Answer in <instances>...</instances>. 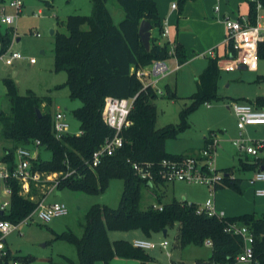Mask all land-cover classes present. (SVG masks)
<instances>
[{
	"label": "trees",
	"instance_id": "trees-1",
	"mask_svg": "<svg viewBox=\"0 0 264 264\" xmlns=\"http://www.w3.org/2000/svg\"><path fill=\"white\" fill-rule=\"evenodd\" d=\"M108 1L92 0L90 15H69V33L56 35L55 68L67 73L66 84L71 98L82 101V105L75 109L81 135L67 134L58 139L53 132L52 114L42 110L41 117L37 114L43 101L51 103L52 99L49 96H38L33 91L20 95L13 80H5L12 110L9 116L0 115V135L13 142V146L7 148L5 159L12 161L19 146L34 144L36 140H40V146L50 150L52 157L43 159L39 154L33 161L35 169L50 173L65 172L69 166L76 170L71 177L61 179V186L102 192L112 178H122L125 181L120 207L112 209L106 205L92 206L86 215L82 237L72 231L56 234L57 238L69 241L78 250L79 261L76 263L67 259L66 264H96L99 261L112 264L115 257L139 260L146 264L151 257L145 249L137 248L131 241L124 239L112 241L109 231L140 229L150 236L175 224L179 225L178 242L182 248L189 245L203 246L210 241L211 262L240 264L237 257L243 250L244 240L241 235L227 231L228 225L233 222L251 229L257 260L254 264H264L263 215L244 213L227 217L199 214L197 208L200 204L176 199L162 204V210L154 208L153 204L142 207L144 188L155 194L156 186L168 181L160 174L161 162L164 159L181 160L189 156L188 153H169L166 142L178 137L188 126L186 117L198 105L219 97L217 84L221 68L218 58H210L208 66L199 77L198 90L191 97L192 104L181 113L183 122L180 125L168 124L157 128L155 99L158 94L152 86L142 83L136 71L149 67L156 60H168L171 57H176L183 64L187 60L185 48L178 41L172 47L170 41L160 42L155 36L151 37L150 49L144 46L139 34L142 20H148L153 29H159L161 35L164 30L155 0H117L125 11V17L119 24L115 23L108 9ZM187 1L189 0H177L181 11ZM247 1L249 22L255 24L257 5L260 4L264 12V0ZM0 38L6 49L11 41L10 32H0ZM230 48L234 54L231 45ZM259 55L264 56V42L260 44ZM135 95L137 98L130 114L134 124L123 130V146L113 155L105 157L100 165L90 168L86 160L115 132L103 118L106 97L132 98ZM166 96L170 99L177 97L169 85L166 86ZM257 102L262 104L258 106L264 107V97H258ZM209 133H214V130ZM210 134L205 138L203 148L211 143ZM134 162L149 167L153 171V180L139 176L133 169ZM260 163L264 166V159L258 162L255 159L253 162L241 159L245 170H255ZM230 171V168L224 169V175L214 186L215 190L229 187L237 192L242 191V179L235 177ZM12 183L14 192L11 208L8 214L1 216L20 222L36 209L39 201L20 195L18 182ZM13 259L17 257L10 252L8 256L0 258V264H10Z\"/></svg>",
	"mask_w": 264,
	"mask_h": 264
},
{
	"label": "rangeland",
	"instance_id": "rangeland-1",
	"mask_svg": "<svg viewBox=\"0 0 264 264\" xmlns=\"http://www.w3.org/2000/svg\"><path fill=\"white\" fill-rule=\"evenodd\" d=\"M9 2L10 0H0V11L3 6H6L7 12H14V9L7 5ZM220 3L222 7L227 5L225 0ZM107 5L115 23L119 24L125 17L122 6L117 0H109ZM240 8L244 13L249 12L248 6L247 9L245 5ZM91 13L92 0H23L22 12L16 23L13 25L0 23L2 34L10 32V45L13 50L21 52L25 57L34 56L37 59L35 64H30L26 58L15 60L13 65H5L0 61V110L3 115L9 116L11 114L12 104L5 80L12 79L20 95H26L33 91L41 97L49 96L52 99L51 103H47L46 100L43 101L41 110L49 112L53 118L59 111L65 113L70 132L76 134L80 131V121L75 116V109L82 105V101L71 98L69 87L66 84L67 73L57 71L55 68V44L58 33H69L67 28L69 15H90ZM36 32H39L40 36H37ZM153 36L161 42L168 41L161 36L157 28L153 29ZM210 48H215V46L209 47L207 50ZM222 51L223 48L219 46L220 55ZM201 53L204 52L197 50L193 54L197 56L194 58L188 56L187 59H190L188 64L183 65L177 72L158 84V88H164V93L158 94L157 99H155L157 128H162L168 124L180 125L183 122L181 113L192 104L191 97L198 90L199 77L210 60L209 57H205ZM199 54L201 55L199 56ZM170 64L171 62H169ZM224 65L226 64L224 63ZM15 71L17 74L14 76ZM167 85L173 87V91L177 95L175 99L166 96ZM217 86L219 97L201 103L186 117L188 126L178 137L168 139L167 150L174 154L185 150L191 152L194 148L196 152L188 154L198 158L201 150L199 152L197 150L205 144V138L210 134L209 132L214 130V133L210 135H215L219 139L220 145L214 158L213 167L223 171L230 168V172L235 177L242 179V191L237 192L225 187L215 190L214 195H211L212 188L206 183L168 180L164 186H157L158 192L155 195L150 194L149 190L144 188L143 208L150 206L155 201L169 202L175 192L176 197L186 196L197 204L205 203L212 196L215 201L226 205L227 214L256 212V214L264 216V197H258L255 194V189L264 184H251L249 178L254 174V170H245L242 167L241 159L253 162L254 156L240 154L234 146L233 141L239 137L240 130L237 126V118L230 109V104L233 101H245L247 98L256 96L264 97V56L259 58V69L255 72L239 67L234 70L221 68ZM1 130L0 121V133ZM263 132L264 126H259L257 130L249 129L248 135L260 137ZM12 146L11 140L0 135V158L6 154L7 148ZM30 147L35 148L33 143L30 144ZM38 150L43 159L52 157V152L45 147H39ZM58 175L60 177V174ZM0 185L3 187L2 183ZM124 190L125 181L122 178L110 179L102 192L76 190L68 185L61 186L60 183L53 181H49L45 185L33 186L27 198L33 201L46 199L47 203L62 202L66 205L68 212L50 222H43L35 215L33 221L22 223L18 230L8 234L6 237L7 245L10 252L18 259H13L10 264H66L67 259L77 263L79 254L76 246L67 240L57 238L56 234L72 231L77 236L82 237L86 215L90 208L99 204L118 209L122 203ZM58 191L61 194H58ZM5 199L8 198L0 196V202ZM134 230H129L130 232L111 230L110 237L112 240L121 238L131 242L141 238L157 243L165 239L162 232L154 235L152 233L150 236L144 237L139 233L140 229L138 232ZM178 233L179 225L175 224L169 229L166 237L171 244L169 250L172 258H169L166 250L161 252L160 248L157 247L151 249L156 254V262L151 264H197L200 259H206L210 264H215L210 261L212 256L210 244L189 245L182 248L178 242ZM148 237L152 238L148 239ZM98 264L105 263L101 261ZM112 264H142V262L117 257L112 261Z\"/></svg>",
	"mask_w": 264,
	"mask_h": 264
},
{
	"label": "built area",
	"instance_id": "built-area-1",
	"mask_svg": "<svg viewBox=\"0 0 264 264\" xmlns=\"http://www.w3.org/2000/svg\"><path fill=\"white\" fill-rule=\"evenodd\" d=\"M7 5L14 9V12H7L6 6H3L0 11V23L6 25H13L16 23L22 12L23 0H10ZM172 8H177V3L172 4ZM216 11L220 10L217 5ZM258 16L255 24L249 22L248 15H238L237 17H225L224 23L226 27V41L231 45L234 54L231 62L226 66L228 70H234L238 66H244L249 70H257L259 66V48L260 44L264 42V14L261 13L262 6L257 5ZM41 14V11H39ZM169 30L164 27L163 36H168ZM40 36L39 32H36ZM209 55H213V51H208ZM28 59L30 64L37 62L36 57H25L21 52L13 50L11 45L4 49L3 41L0 38V61L5 65H13L15 60ZM150 69L140 68L136 71L138 78L145 86H152L157 94H163L164 91L158 88V83L161 79L167 76L169 67L166 60H156L149 66ZM150 76H154L153 80H148ZM137 95L132 98H119L108 96L105 99L103 108V118L108 126L114 129V135L107 137L105 141L94 150L92 156L86 160V164L90 168H95L101 164L102 160L113 155L124 144L122 135L123 130L131 127L134 121L131 119V109ZM230 109L234 112L237 118V126L240 130L239 137L233 141L234 146L240 154H248L254 156L256 162L264 159V134L260 137H251L248 135V130L253 127L264 126V107L258 106L255 102L250 101H233L230 104ZM53 132L58 139L64 138L67 134H74L70 132L69 123L66 120L65 113L59 111L53 118ZM80 130L76 135H81ZM211 143L201 149L200 155L186 156L181 160L164 159L161 162L162 169L160 174L169 181L181 180L189 183H206L212 188L214 195V186L217 181L224 175L222 170L213 167L214 158L216 156L219 139L213 135L211 136ZM41 141L36 140L35 148L30 145L19 146L14 152L13 160H7L2 156L0 158V196L8 199L0 202V211L2 214H8L11 208L12 195L14 192L13 181H17L19 185V194L27 197L33 186L45 185L49 181L60 182L62 178H68L74 175L75 169H68L65 172H46L34 168L33 161L39 156L38 148L41 147ZM261 163L258 168L254 170V174L249 178L251 184H264V169ZM133 169L143 179L153 180V171L138 162L133 163ZM60 174V177L59 175ZM255 194L258 197H264V185L258 186L255 189ZM154 208L162 210V205L153 204ZM68 209L62 202L47 203L46 199L38 202L36 209L30 213L26 218L20 222H13L9 219L3 218L0 214V258L9 255L10 249L6 242V237L11 232L18 230L22 223L33 221L34 216L37 215L43 222H50L54 218L67 214ZM197 213H206L208 215L224 216L223 212H217L215 209L214 199L209 198L204 204H200L197 208ZM227 231L236 235H241L244 240V247L242 252L237 257V262L240 264H254L256 260L254 249V236L251 229L238 222L230 223ZM212 245L210 241L206 242ZM133 246L145 250L156 248L157 246L167 251L170 256L171 252L168 250L170 242L164 239L157 243L147 239H135L132 242Z\"/></svg>",
	"mask_w": 264,
	"mask_h": 264
},
{
	"label": "crops",
	"instance_id": "crops-1",
	"mask_svg": "<svg viewBox=\"0 0 264 264\" xmlns=\"http://www.w3.org/2000/svg\"><path fill=\"white\" fill-rule=\"evenodd\" d=\"M155 1L157 4V7H158V11H159V15H160L162 24L164 27H167L169 30L168 36H166V37L163 35H161V36L166 38L168 41H170L172 44V47L174 46L176 41L180 42L185 48L187 58H188V56H191V58H194L195 56H197V55H193L195 53V51H197V50L203 51L204 53H201L203 56L209 57V58H218L219 59L218 64H219L220 68L226 69V66L231 62V59L233 57V52L230 48V45L226 41V27H225V23H224V18L227 16L234 18V17H237L238 15H246L247 16L248 13H246V12L244 13L240 10L241 9L240 7L242 5H245L246 9L248 6V10H249V3L247 0H228V2H226V0H225L227 5H224L223 7L220 5L221 4L220 2H223V0H189L184 5L182 11L179 9L178 6L176 9L172 8V4L177 3V2H175L177 0H155ZM231 1H232V3H231ZM217 5L220 7V10L218 12L215 9V7ZM108 9H109V7H108ZM124 13H125V11H124ZM263 14H264V12H263ZM152 36H153V29H152ZM18 40H19V38H18ZM213 46H215V48H210V50H212L214 54L209 55L208 51H210V50H207V49L209 47H213ZM219 46H221L223 48L221 55L219 54ZM42 52H44V50H42ZM201 54H199V56ZM166 62H167L168 67H169V72H168L167 76L164 77L163 79L168 78L170 75L177 72L178 69H180L183 65L188 64L190 62V59L189 60L187 59L183 64H181L178 62V59L176 57H171L170 59L166 60ZM169 62H171L170 65H169ZM224 63L226 65H224ZM238 67L240 69H246V68H243V66H238ZM147 69H150V67H147ZM258 69H259V66H258ZM258 69L255 71H258ZM250 71L255 72L253 70H250ZM16 74H17V72L15 71L13 75L15 76ZM153 79L154 78H152V76H150L148 78V80H153ZM163 79H161L160 82ZM170 87H172V86H170ZM162 90H164V88H162ZM172 90H173V87H172ZM258 97H263V96H256L253 98H247L246 101L250 100V101L256 103ZM250 129H252V130L256 129L257 130L258 127L257 128L251 127ZM263 134H264V132H263ZM203 146L204 145H202L197 150V152H199L203 148ZM166 149H167V142H166ZM193 152H196V149L193 148L191 152H188L185 150L184 152H181V153H193ZM39 153H40V151H39ZM169 153H171V152H169ZM181 153H174V154H181ZM159 185L164 186L165 183L159 184ZM156 189L158 192L157 186H156ZM58 192H60V191H58ZM149 192H150V194H153V195H155L157 193L156 192L154 194L151 191H149ZM60 194H61V192H60ZM175 199L176 200H186L188 202L194 203V201L190 200L189 197H186V196H183L181 198L176 197L175 192H174L173 198L171 201H173ZM171 201H169V202H171ZM155 203L160 204V205L164 204V202H160V201H155V202H152L151 204H155ZM201 204H204V203H201ZM214 204H215V209L217 210V212H219V213L223 212L224 216H227V217H233V216H238V215L247 213V212H241L239 214H227L226 209H225L226 205H224L222 202H219L217 200L216 201L214 200ZM246 211H248V210H246ZM254 213H256V212H254ZM169 229L170 228L167 229V235L165 236V238L168 236ZM138 230H134V231L138 232ZM139 233L142 236L147 237V235H145L140 230H139ZM158 233L159 232L153 233V235L158 234ZM162 233H163V231H162ZM109 237H110V231H109ZM151 238L152 237H148V239H151ZM110 239L112 240L111 237H110ZM137 239H141V238H137ZM115 240H118V239H115ZM112 241H114V240H112ZM170 246H171V244H170ZM157 247H159V246H157ZM156 248H153V249H156ZM159 248H160L161 252L164 251L163 248H161V247H159ZM146 251H147V253H149V255L151 257V260L146 264H151V263L156 262V254L154 252H152L151 249H148ZM116 258L117 257H115L114 259H116ZM169 258H172V254L169 256ZM124 259H126V258H124ZM126 260H134V259H126ZM171 261H173V260H171ZM99 262H101V261H99ZM99 262H97L96 264H98ZM198 262L210 264L209 261L206 259H200V260H198Z\"/></svg>",
	"mask_w": 264,
	"mask_h": 264
},
{
	"label": "water",
	"instance_id": "water-1",
	"mask_svg": "<svg viewBox=\"0 0 264 264\" xmlns=\"http://www.w3.org/2000/svg\"><path fill=\"white\" fill-rule=\"evenodd\" d=\"M226 2H228V0H226ZM152 29L153 26L152 24L148 21V20H142L141 24H140V28H139V34L141 37V40L144 44V46L146 47V49H150L151 46V37H152ZM243 68H245L243 66ZM2 114V111L0 110V115ZM37 114L39 117L42 116V111L41 109H37ZM262 169H264V167H262ZM60 194V192H58ZM0 214H2V211H0ZM164 235H167V229L163 230ZM197 264H207V263H201V262H197Z\"/></svg>",
	"mask_w": 264,
	"mask_h": 264
}]
</instances>
